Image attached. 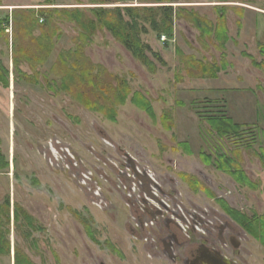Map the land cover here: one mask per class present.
<instances>
[{"label": "rangeland", "instance_id": "1", "mask_svg": "<svg viewBox=\"0 0 264 264\" xmlns=\"http://www.w3.org/2000/svg\"><path fill=\"white\" fill-rule=\"evenodd\" d=\"M91 2L0 0V64L8 71V87L0 84V150L9 153V162L13 158V170L9 167L0 172L11 204L9 225L2 223L1 227L8 232L10 251L0 256V264H14L16 248L32 264H169L151 258L144 235L128 230L129 213L121 198L123 192L114 188L118 181L111 167L126 154L163 180L167 192L175 188L185 207L190 201L198 208L205 203L215 208L204 191L216 199L246 197L250 204L252 195L264 202V160L260 157L264 151V0ZM130 5L171 6L174 13L193 11L212 26L219 23L224 27L228 40L221 45L213 32L200 37L184 12L173 18L172 39L158 37L145 24L140 40L151 50L145 52L156 67L151 73L107 30L97 28L83 47V57L91 66H101L107 75L124 78L130 89L112 123L59 90V77L51 69L64 52L75 49L79 30L56 11ZM41 8L49 9L52 19L47 34L55 28V36L42 37L39 22L30 23L29 33L20 35L21 19ZM49 40L51 53L35 70L38 84L25 82L14 72L15 49L24 46L31 52L36 41L48 44ZM186 56L219 67L224 61L226 66L220 67L215 78L196 77L199 74L189 67ZM18 68L26 75L32 73L26 63ZM190 72L196 75L190 77ZM47 82L53 90L47 89ZM136 92L149 101L153 117L131 104ZM164 114L170 118V130L162 123ZM214 116L230 118L242 128L236 135L220 137L206 122ZM181 144H187L189 154ZM219 155L232 160L230 170L242 173L246 180L237 182L218 170ZM204 156L210 158L209 164H204ZM81 173L90 174L89 181L81 182ZM191 180L196 183H192L194 193ZM95 193L108 208L95 204L99 200ZM12 205L31 217V226L21 217L14 224Z\"/></svg>", "mask_w": 264, "mask_h": 264}, {"label": "trees", "instance_id": "2", "mask_svg": "<svg viewBox=\"0 0 264 264\" xmlns=\"http://www.w3.org/2000/svg\"><path fill=\"white\" fill-rule=\"evenodd\" d=\"M90 4H109L108 0H91ZM132 0H116V2H122L123 4ZM161 2L156 3H169L168 0H157ZM95 2V3H94ZM49 9L41 8L32 10L29 16L21 19L24 22V26H18L19 34H28L32 27H28L33 22L37 24L39 21L40 29L42 31V37L55 36L57 30L52 29L51 34L48 36L49 30L48 21L52 19L47 13ZM65 14L71 22L76 24V28L79 30V34L75 42V49L64 52L59 57L57 64H54L51 72L59 77V90L82 106L84 109L99 113L105 117L108 121L115 123L117 117V108L123 106L130 93V89L126 83V80L121 77H113L107 75L106 71L101 67H93L87 63L86 58L83 57V47L90 43L92 35L96 29L104 28L107 30L121 45L122 47L131 53L132 57L137 59L143 66H145L149 72L154 73L156 70L155 64L148 58L145 52H151L150 48L143 44L140 40V34L145 33V24H148L150 29L157 34L158 37L166 36L167 39H172L173 35V18L180 17V13L189 18V22L192 23L195 28L200 32V37L210 36L213 32L218 40H222V44L225 43L228 38L226 29L219 26L218 23L215 26L207 21L204 17H200L197 13L190 11L189 13L184 9H179L174 13L171 6H125L114 8H89L87 11H80L78 9L66 10L60 9L56 11ZM220 18L223 22V16L220 14ZM8 22V19H5ZM31 25V26H33ZM25 36H21L24 38ZM36 46L30 52L29 47L22 46L19 50L15 49L13 57L14 72L20 75L21 79L27 83L37 85L38 73L35 71L37 66L42 65L51 53L50 40L48 44H43L40 41H36ZM220 45V46H221ZM30 52V53H29ZM264 54V47L262 48ZM70 56H73L71 59ZM245 57L253 59L251 56L244 54ZM153 57L163 64L162 59L158 54L153 53ZM184 59L190 64L192 70H196L199 75L196 77L203 78H215L216 74L221 68H225L224 61L221 63V68L216 64H206L203 61L195 60L192 56H186ZM70 61V64L68 63ZM253 61V60H252ZM20 63H26L31 69L32 73L26 75L19 70ZM254 63V62H253ZM255 66H258L254 63ZM195 73L190 72L188 76L193 77ZM8 71L4 69L0 64V84L3 88L8 87ZM111 78V81L110 79ZM47 81V80H46ZM47 89L53 90L52 86L47 82ZM107 95V96H106ZM131 104L141 111H144L149 116L153 117L152 107L149 101L139 92L132 94L130 99ZM168 116L162 115V123L167 130L171 129V125L167 124ZM211 130L215 131L220 137L228 135H236L242 128L240 125L234 124L232 119L225 116H214L206 120ZM189 154L187 144H181ZM260 157L264 160V151L261 152ZM204 164L210 163V158L207 156L202 157ZM217 169L221 170L228 175L232 176L235 181H245L246 178L242 173L236 170H230L233 165V161L226 159L223 155H219L216 159ZM9 168V162L4 154L0 150V171ZM183 180L184 176L180 175ZM194 180L188 183L193 186H189L193 191L195 190L192 184ZM12 214L14 224L19 222V217L26 224H32V219L17 205H12ZM11 204L9 196H6L2 204H0V256H6L10 251V243L6 238L8 232L4 233L1 230L2 223L9 225L10 222ZM89 230L88 227H86ZM91 236V233L88 232ZM14 264H32L22 251L18 248L14 249Z\"/></svg>", "mask_w": 264, "mask_h": 264}, {"label": "flooded vegetation", "instance_id": "3", "mask_svg": "<svg viewBox=\"0 0 264 264\" xmlns=\"http://www.w3.org/2000/svg\"><path fill=\"white\" fill-rule=\"evenodd\" d=\"M123 158L111 165L118 181L114 188L123 192L129 232L144 235L151 258L169 264H264V202L252 195L250 204L246 197L216 199L204 191L215 208L209 203L198 208L190 201L185 207L175 188L167 192L163 180L147 167L127 154ZM90 177L81 173V182ZM97 202L98 207L108 208L106 201Z\"/></svg>", "mask_w": 264, "mask_h": 264}, {"label": "crops", "instance_id": "4", "mask_svg": "<svg viewBox=\"0 0 264 264\" xmlns=\"http://www.w3.org/2000/svg\"><path fill=\"white\" fill-rule=\"evenodd\" d=\"M4 156H6L8 162H9V157H11L9 155V153L4 154ZM12 163H13V158L10 159V162H9V167H11V170H13V164ZM7 170L9 171V168L6 169V171ZM0 172H2V171H0ZM1 175H3V174L0 173V204L4 201V199L6 198V196H9V193H8L9 190H7V187L4 185V179L2 178ZM9 198H10V196H9Z\"/></svg>", "mask_w": 264, "mask_h": 264}, {"label": "bare ground", "instance_id": "5", "mask_svg": "<svg viewBox=\"0 0 264 264\" xmlns=\"http://www.w3.org/2000/svg\"><path fill=\"white\" fill-rule=\"evenodd\" d=\"M40 22V21H39Z\"/></svg>", "mask_w": 264, "mask_h": 264}, {"label": "built area", "instance_id": "6", "mask_svg": "<svg viewBox=\"0 0 264 264\" xmlns=\"http://www.w3.org/2000/svg\"><path fill=\"white\" fill-rule=\"evenodd\" d=\"M41 22V21H40Z\"/></svg>", "mask_w": 264, "mask_h": 264}]
</instances>
